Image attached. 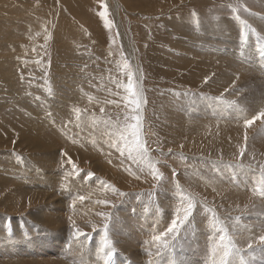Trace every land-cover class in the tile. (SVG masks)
Wrapping results in <instances>:
<instances>
[{
    "label": "rangeland",
    "instance_id": "374dc122",
    "mask_svg": "<svg viewBox=\"0 0 264 264\" xmlns=\"http://www.w3.org/2000/svg\"><path fill=\"white\" fill-rule=\"evenodd\" d=\"M187 2L189 4L184 0H15L14 4L19 7L16 6L14 12L7 11L5 26L0 28V236L10 241L15 232L23 238L39 229L42 231L38 233L46 234L61 249L74 247L73 250L84 253L97 250L105 258L101 264L158 263L173 253V258L178 255L181 264H191L197 261L195 254H202V249L206 252L192 244L193 238L201 236L203 242H214L209 244L212 252L208 253L215 259L214 264H221L223 247L228 240L221 241L220 237L226 232L235 245L227 261L234 257L233 251L237 249L252 263L264 264L259 252L254 254L253 249L261 248V243H254L246 239L248 237L246 246L239 243L245 235L243 232H247L244 226L260 220L254 217L258 216V204L264 201L260 194V190L264 191V173L261 172L264 162L249 152L245 136L238 137L237 147L233 140L228 142V147L212 146V139L222 140L221 131L218 135L210 129L209 123L206 122V128L196 123L205 121L208 109L211 113L231 115L233 120L228 117L227 122H240L244 129L250 127L246 126L248 119H253L252 124L257 121L264 124V118L254 119L264 111H259L264 107V96L255 100L253 94H258L259 88H241L242 82L238 83L241 80H236V74L227 75L231 82H217L211 87L215 69L224 68L212 59L205 61L207 64L193 59L200 63L193 67L190 64L188 73H196L197 77L194 82L181 71L185 65L171 62L170 71L167 66L169 52L174 53L175 48L179 59L188 56L181 54L184 44L194 47L198 56L202 51V55L209 50L229 51L228 44L217 41L221 32L217 25L227 18L234 21L238 29L247 30L242 42L248 38L254 42L247 49L244 44L243 51H264L263 34H255L257 31L251 27L250 20L253 17L264 19V0ZM19 3L23 6L21 11ZM181 17L182 21H177ZM231 53V57L234 56L235 52ZM206 68L213 74L202 77ZM253 76L258 77L257 82L264 83V74L254 71ZM129 84L133 86L132 91L137 92L138 109L130 103ZM202 110L199 120H188L192 114L200 115ZM237 110L245 111L247 118L238 120ZM32 112L44 118L46 127H55L53 131L58 135L54 134L53 138L59 139L65 134L68 139H74L73 154H67L60 147L54 160H50L45 151L38 154L37 147L25 141V136L29 137L39 126L40 119H35L38 116ZM256 130L250 129L249 140ZM141 141L147 148L146 153L138 147ZM96 149L101 154L99 162L84 155ZM42 162L47 169L40 167ZM49 163L55 166L52 172L48 169ZM247 169L254 178L253 183L248 182L252 184L251 193L259 192L258 203L239 208L236 207L238 198L233 202L230 199L240 183L220 186L218 177L226 174L232 181V175L239 171L245 173ZM50 181L53 184L47 185ZM189 201L193 205L192 214L180 223ZM226 202L234 206L226 207ZM50 214L55 219V228L42 223L44 215L46 219ZM173 221H177L178 228L175 236L168 233L156 241L154 236L167 232ZM14 224L19 227L18 232ZM249 242L254 246L251 249ZM30 243L32 239L25 245ZM186 243L193 251L181 252ZM126 244L132 249L122 252L120 246ZM149 244L158 249L151 252ZM55 258L53 254L45 255V260ZM98 259L88 260L89 264H96L95 260L101 262Z\"/></svg>",
    "mask_w": 264,
    "mask_h": 264
},
{
    "label": "bare ground",
    "instance_id": "6f19581e",
    "mask_svg": "<svg viewBox=\"0 0 264 264\" xmlns=\"http://www.w3.org/2000/svg\"><path fill=\"white\" fill-rule=\"evenodd\" d=\"M173 1V0H172ZM260 1V0H259ZM262 1V0H261ZM15 2V0H14ZM14 2L12 3L11 0H0V28L4 27V21H5V18L8 17L7 15V11L9 10H12L13 12L17 9L16 6L19 7V5H16L14 4ZM17 2V1H16ZM185 3H188L187 0H184ZM191 2V1H190ZM20 4V3H19ZM189 4V3H188ZM193 4V3H192ZM255 5V3H253ZM22 4H20V11L21 9H23L21 6ZM185 6V5H184ZM188 8H189V5H187ZM192 6V5H191ZM251 6H253L251 4ZM257 6V4H256ZM260 6V5H259ZM263 6V5H262ZM16 8V9H15ZM15 9V10H13ZM263 9V8H262ZM19 10V9H18ZM264 10V9H263ZM183 11V10H182ZM12 13V12H11ZM10 13V14H11ZM17 14V12H15ZM188 13V12H187ZM192 13V12H191ZM13 14V13H12ZM186 14V13H185ZM193 14V13H192ZM258 14V13H257ZM191 15V14H189ZM15 16V14L13 15ZM11 17V15H10ZM188 17V16H187ZM194 17V16H193ZM247 18V17H246ZM182 17L181 18H178L177 21H182ZM170 20V19H169ZM173 20V19H172ZM251 20V27L252 28H255V30L257 31V33H255L256 35L259 33L263 34L264 35V19H260L259 17H253ZM186 21V20H185ZM184 21V22H185ZM16 22V21H15ZM178 22V23H179ZM188 22V21H186ZM210 23V22H209ZM216 24V23H214ZM211 25V24H210ZM213 25V24H212ZM211 25V26H212ZM187 26V25H186ZM200 26V25H199ZM214 26V25H213ZM216 26V25H215ZM197 27V26H196ZM238 26L235 25V22L230 20V19H223L219 22V24L217 25V29L220 32L219 36H217V41H219V43H223L224 45H227L228 47L230 46L231 49H228L229 51H224V50H218V51H212V50H207L205 52V55H202L201 53H203V51L200 53V56H198L197 52L193 49L194 47H187L185 46L186 44H184V47L181 46V54H187L188 56L185 57V58H181L179 59L178 57H180L178 55V49L175 48V50H173L174 53H170L169 55V64L167 65L168 66V71L171 70V62H174V63H178V64H181V65H185V68H182L181 71L184 72L186 75H190L192 77V81L194 82L197 77L196 76V73H188L189 72V69H190V64L191 67L193 66H197V64H200L199 62L197 63V59H200L201 60V63H204V64H207L205 63V61H209V60H214L216 63H220L221 65L219 67H224L222 68L221 70L220 69H215L214 71V76H213V80H212V84H211V87L212 85L216 86L215 83L217 82H220V83H224L225 82H231L228 80V77L227 75H234L235 74L237 75L236 76V80H238V78H240V82L238 83H241V88H246V87H254L255 89H258L257 90V93L258 94H253L254 95V99L255 100H258V99H261L263 96H264V83L262 84V82H257V76H253V72L254 71H257L259 72L260 74H264V51H256L254 48V50H246V51H243L244 50V44H245V47L246 49L250 46H252V44H254V42H252L251 38H248L247 40H245L244 42L241 41V38L244 37L247 30L245 29L244 31V28H237ZM198 28V27H197ZM208 28V27H206ZM182 29V28H180ZM179 29V30H180ZM214 29V27H213ZM216 29V28H215ZM60 30V29H59ZM63 30V28L61 29ZM208 31L206 32H209V29H207ZM64 31V30H63ZM196 30H194L195 32ZM198 31V30H197ZM196 31V32H197ZM241 31V32H240ZM187 32V31H186ZM190 32V30H189ZM205 32V33H206ZM245 32V33H244ZM249 33V32H248ZM64 34V33H63ZM193 34H196V33H193ZM208 34V33H207ZM215 34V32H214ZM211 35V34H210ZM262 36L263 40H264V36ZM63 36V35H62ZM180 36V35H179ZM193 36V35H192ZM195 36V35H194ZM68 37V36H67ZM187 37V34L184 35V38ZM189 37V36H188ZM196 37V36H195ZM207 37V36H206ZM209 37V36H208ZM216 37V36H214ZM190 38V37H189ZM197 38V37H196ZM207 39V38H205ZM216 39V38H215ZM188 40V39H187ZM186 40V42H187ZM209 40V39H208ZM211 40V38H210ZM180 41V40H179ZM184 41V40H183ZM193 41V40H192ZM7 42V41H6ZM210 42V41H209ZM215 42V41H214ZM9 43V42H8ZM184 43V42H183ZM178 44V43H177ZM180 44V43H179ZM221 44L219 46H221ZM188 45V44H187ZM257 45V44H256ZM9 47V45H7ZM190 46V45H189ZM192 46V45H191ZM5 47V46H4ZM241 47L243 49H241ZM259 47V46H258ZM196 48V47H195ZM207 48V46L205 47V49ZM204 49V48H203ZM216 49V48H215ZM221 49V48H220ZM223 49V48H222ZM202 50V49H201ZM217 50V49H216ZM260 50V49H259ZM184 51V52H183ZM235 52L234 56L231 57L232 53L231 52ZM204 54V53H203ZM196 60L195 62L193 61ZM104 61V60H103ZM213 62V61H212ZM214 63V62H213ZM212 63V65H213ZM214 63V64H216ZM209 65V64H208ZM201 66V65H200ZM208 67H211V66H208ZM213 67V66H212ZM217 67V66H216ZM180 70V69H179ZM202 70V69H201ZM166 71V70H165ZM204 71L206 73H204ZM202 71V73L204 74H201L202 77H204L206 74L208 76H210L211 74L213 73H210V70L206 68V70ZM181 72V73H182ZM213 72V71H212ZM180 75V74H179ZM178 75V76H179ZM182 76V75H181ZM217 77V78H216ZM250 77V78H249ZM253 77V78H251ZM183 78V77H182ZM187 78L189 79V76H187ZM216 78V79H215ZM260 79V78H259ZM186 83V82H185ZM235 84V83H234ZM237 84V82H236ZM235 86V85H234ZM247 89V88H246ZM253 89V88H252ZM105 92V91H104ZM216 93V91H215ZM232 95V94H231ZM251 97V96H250ZM169 98V97H168ZM249 97H245V99H248ZM169 101V99H168ZM242 102H244V98L241 100ZM169 103V102H168ZM195 104V103H194ZM111 105V104H110ZM171 105V104H170ZM200 105V104H199ZM213 107H220V106H217V104H212ZM165 107V106H164ZM175 107V106H174ZM181 107V106H180ZM200 107V106H199ZM222 107V106H221ZM69 108V107H68ZM98 108V107H97ZM177 108V106H176ZM71 109V108H69ZM80 109V108H78ZM171 109V108H170ZM264 109V107H260L259 108V111H262ZM30 110L32 111H35V109L31 108ZM180 110V109H179ZM248 110H251L249 107H248ZM61 112V110H59ZM168 111V110H167ZM192 111V110H191ZM240 111V110H239ZM237 110L236 112V115L235 117L239 119H242L245 118V114L246 112H239ZM65 112V111H64ZM72 112V111H71ZM165 112V111H164ZM34 113V112H32ZM41 113V112H40ZM62 113V112H61ZM69 113V112H68ZM74 113V112H73ZM71 113V114H73ZM174 113V112H173ZM35 114V113H34ZM66 114V112H65ZM70 114V113H69ZM68 114V115H69ZM166 114V113H165ZM172 114V113H171ZM176 114V113H175ZM175 114H173L175 116ZM191 114V112H190ZM203 114V110L201 111V114L200 115H197V116H193V114L188 117V120H193V119H198L199 117H201ZM63 115V113H62ZM254 115V114H253ZM35 116H38L35 114ZM61 116V115H60ZM73 116V115H72ZM172 116V115H171ZM173 116V117H174ZM205 121H198L196 123H198V125H203L205 126V128L207 127L206 125V122L207 124L209 123V125H212L211 126V130L214 131L216 134L220 135L219 131H221V135L223 136L222 137V140H218V139H212L211 140V145L214 146L215 144H218V145H221L222 147L223 146H230V144L228 142L232 141L234 143V147L236 146L237 147V140H238V137H247L246 140L248 142V148L250 149L249 152H252L254 154V156H256V158L260 157L261 160L264 162V126L263 127H260L261 125H264V124H260V121H257L256 123L252 124L249 128L247 129H244L242 128L243 126L241 125L240 122H237V121H233V122H227V118L229 117V120L232 119L231 115L229 114H226V113H211L208 109L206 110V113H205ZM250 116V115H249ZM59 117V116H58ZM57 117V118H58ZM63 117V116H62ZM62 117H59V118H62ZM65 117V116H64ZM69 117V116H68ZM204 117V116H203ZM253 117V116H252ZM36 118H39L40 121L38 122L39 126H37V128H35L31 133H30V136L29 137H26L25 136V141H28L29 144H32L34 146H36L35 148L38 149V154L42 151H45L47 153V159H50V160H54V154L55 152L59 151L58 148L62 147V151H66L67 154H73V151L72 149L74 148H71V146H74V142L73 140H70L68 139V135H65V134H62V137H60L59 139H55L53 138V135L55 134V131H53L55 129V127L53 125H48V127H46L45 125V121H44V118L42 116H38V117H35ZM71 118V117H70ZM77 118V117H76ZM153 118V117H152ZM162 118V117H161ZM193 118V119H192ZM213 118V119H212ZM247 118V117H246ZM245 118V119H246ZM72 119V118H71ZM181 119V118H179ZM34 120V119H33ZM66 120V119H65ZM160 120H163L164 119H160ZM182 120V119H181ZM199 120V119H198ZM233 120V119H232ZM64 121V120H63ZM70 121V120H69ZM158 121V120H157ZM172 121V120H171ZM194 121V120H193ZM196 121V120H195ZM60 122V121H59ZM166 122V121H165ZM190 122V121H189ZM220 122V123H219ZM63 123V122H62ZM70 123V122H69ZM80 123V122H79ZM81 124V123H80ZM166 124V123H165ZM175 126L177 125L176 123H174ZM184 123H182L183 125ZM240 125L241 127H236L237 125ZM161 125V124H160ZM167 125V124H166ZM27 126V125H26ZM203 126V128H204ZM173 127V126H172ZM171 127V128H172ZM26 128V127H24ZM28 128V127H27ZM174 128V127H173ZM201 128V127H200ZM15 131L17 132L18 130H16V128H14ZM29 129V128H28ZM191 129V128H190ZM250 129H257L253 136L250 137V140H249V133H250ZM30 130V129H29ZM197 131V130H196ZM200 131V130H199ZM209 131V130H207ZM206 131V132H207ZM203 132V131H201ZM246 132H247V135H246ZM19 133V132H18ZM188 133V132H187ZM204 133V132H203ZM223 133H226L227 136H224ZM17 134V133H16ZM20 134V133H19ZM25 135V134H24ZM55 135H58V133H56ZM198 135H200V133H198ZM20 136V135H19ZM231 137V138H228V137ZM23 138V136H22ZM79 138V137H78ZM81 138V137H80ZM84 139V138H83ZM102 140V139H101ZM106 140V139H105ZM241 140V139H239ZM245 140V139H244ZM77 141V140H76ZM75 141V143H76ZM103 141V140H102ZM86 142V141H85ZM96 142V141H95ZM100 142V141H99ZM239 142V141H238ZM245 142V141H244ZM89 143V142H87ZM86 143V144H87ZM231 143V142H230ZM240 144V143H239ZM78 145V144H77ZM81 144H79L78 146H80ZM90 146V144H89ZM93 146V145H92ZM84 147V146H83ZM85 147H88L87 145H85ZM91 147V146H90ZM89 148V147H88ZM94 149V148H92ZM103 149V148H102ZM229 149V148H227ZM102 151V150H101ZM49 152V153H48ZM45 153V154H46ZM64 153V152H63ZM77 153V152H76ZM44 154V156H45ZM98 150L96 149L94 153H88V154H85L84 155H90V160H96L97 162H99L100 160H102L100 157H101V154H98ZM252 154V155H253ZM64 155V154H63ZM82 155V156H84ZM81 156V155H79ZM74 157V156H73ZM43 158V157H42ZM86 158V157H85ZM254 158V157H253ZM31 159V158H30ZM33 159V158H32ZM46 159V161H47ZM39 161V160H38ZM43 161V160H42ZM260 161V160H259ZM27 163V162H25ZM19 164V163H18ZM22 164V163H21ZM50 164V163H49ZM101 166H103L102 163H100ZM37 165V164H36ZM26 166V165H25ZM39 166V165H38ZM46 167L45 166V163L42 162V164L40 165V167ZM132 166V165H131ZM104 167V166H103ZM30 168V167H29ZM55 168V166L53 164H50L48 165V169L52 172V170ZM26 169V168H25ZM47 169V167H46ZM236 169V168H235ZM62 171V170H61ZM237 171V169H236ZM50 172V173H51ZM244 172V171H243ZM243 172H236L235 175H232L234 176L232 181H229L228 179V176L226 178V174L223 175V177L219 178L218 177V180H221V185L220 186H228L230 187L231 185H234L235 183H240L239 185H237V189H235V191L233 192V196L232 198L230 199L232 202H233V199H237V206L236 207H243L245 206L246 208H249L251 206H253V204L256 202V200H258V196H259V192L256 194H253L251 193V187H252V184H248L249 181L252 182V178H253V175L251 176V173H249V170L247 169V171L245 173ZM28 173V172H27ZM47 173V172H46ZM227 173V172H226ZM18 174V173H17ZM20 174V173H19ZM55 174V173H54ZM229 175V174H227ZM262 175V174H261ZM185 177V176H184ZM230 177V175H229ZM190 178V177H189ZM232 178V177H231ZM58 179V178H57ZM56 179V180H57ZM61 179V178H60ZM70 179V178H69ZM212 179V178H211ZM254 179V178H253ZM7 180V177L5 178V181ZM62 180V179H61ZM4 181V180H3ZM11 180H8L7 182H9ZM52 181V180H51ZM50 183H47V185H51L53 184V182ZM187 181V180H186ZM190 181V180H188ZM255 181V180H254ZM73 182V181H72ZM193 182V181H192ZM6 183V182H5ZM253 183V182H252ZM97 184V183H96ZM192 184V183H191ZM209 186H213L212 183L208 182L207 183ZM215 184V183H214ZM66 185V184H65ZM195 185V184H194ZM71 186V184H70ZM193 186V185H191ZM197 186V185H196ZM59 187V186H58ZM61 187V186H60ZM63 187V185H62ZM133 187V186H132ZM190 187V186H189ZM263 187V186H262ZM64 188V187H63ZM70 188V187H69ZM199 188V187H198ZM79 190V189H78ZM200 191V190H199ZM262 190H260V193H261ZM64 192V191H63ZM253 195V196H251ZM75 196V195H74ZM256 196V197H254ZM41 200V199H40ZM102 200V199H101ZM228 200V199H227ZM230 201V202H231ZM228 202V203H230ZM227 203V202H226ZM225 204L226 207H229L231 208L230 205L232 204ZM236 203V202H235ZM233 203V204H235ZM258 203V202H256ZM255 203V204H256ZM254 204V205H255ZM258 208L256 210L257 214L258 215L256 218L254 217V220L255 219H260L258 221H252L251 224L247 225V226H244V230H246L247 232L244 233L242 235H244L243 239L239 240V243L241 246H246L247 245V242L245 240L246 239H249V240H252L254 243H258L259 242V236L260 235H264V201L261 202L260 204H258ZM220 206V205H219ZM234 206V205H232ZM41 207V206H40ZM88 207V206H87ZM25 208V207H24ZM56 208V207H55ZM111 208V207H110ZM228 208V210H230ZM220 209V208H219ZM238 209V208H237ZM25 210V209H24ZM23 210V211H24ZM45 210V209H44ZM43 210V211H44ZM49 210V209H48ZM94 210V209H93ZM119 210V209H118ZM244 210V209H243ZM251 210V209H250ZM254 210V209H253ZM15 211V210H14ZM22 211V209H21ZM42 211V210H41ZM81 211V210H80ZM225 211V210H224ZM234 211V210H233ZM232 211V212H233ZM242 211V210H241ZM252 212V211H251ZM168 213V212H167ZM171 213V212H170ZM45 214V213H44ZM181 214V213H180ZM184 214V213H183ZM237 214V213H236ZM251 215V214H250ZM49 216V215H48ZM46 216V219H45V215H44V221L42 223H44V226H45V223L46 225H48V227H53L55 228L54 224H55V219L51 216L48 217ZM124 216V215H123ZM198 217V216H197ZM99 218V217H98ZM171 219V218H170ZM39 220V219H37ZM67 220V219H66ZM127 221V218H123V221ZM250 220V219H249ZM246 221V220H245ZM115 222V221H114ZM122 222V221H121ZM120 222V223H121ZM132 223V222H131ZM66 224V223H65ZM43 225V224H41ZM127 225V223H126ZM198 225V224H197ZM14 227H15V224H14ZM130 227V226H129ZM237 227V226H236ZM13 228V227H12ZM17 229V232H18V228L17 226L15 227ZM60 228V227H59ZM132 228V227H131ZM129 228V229H131ZM143 228V227H142ZM196 229V228H195ZM134 230V229H133ZM178 230V228H177ZM42 230H39L38 231H34L32 233H29L28 236H24L23 238L19 235L16 234H13L11 238V240H7V239H4V237L0 236V264H3L4 262H6V264H89V261H92L96 258H99L101 260V262H98V261H94L96 264H101V263H104L105 262V258L103 256H100L98 251L97 250H91L92 252H89V253H84V251H76V250H73V249H68V250H65V249H61L59 244L57 242H54L53 240L50 241V239L44 235H42L41 233H38V232H41ZM63 231V230H62ZM243 231V229L241 230ZM31 232V231H30ZM190 232V231H189ZM205 232V231H204ZM58 233V231H57ZM38 234H40L38 236ZM59 234V233H58ZM67 234V233H66ZM149 234V233H148ZM194 234V233H193ZM3 235V234H2ZM27 235V234H26ZM62 235V234H60ZM64 235V234H63ZM121 235V234H120ZM125 235V234H124ZM196 235V234H195ZM105 236V235H104ZM85 237V236H84ZM116 237V236H115ZM155 237V236H154ZM37 238V239H35ZM63 238V237H62ZM77 238V237H76ZM86 238V237H85ZM108 238V237H107ZM106 238V239H107ZM153 238V237H152ZM10 239V238H9ZM18 239V241H17ZM29 239H32V243L28 244V245H25L26 244V241L29 240ZM210 239V238H209ZM216 239V238H215ZM238 239V238H237ZM56 240V239H55ZM66 240V239H65ZM82 240V239H81ZM80 240V241H81ZM90 240V239H89ZM99 240V239H98ZM232 240V239H231ZM17 241V244H15V242ZM84 241V239H83ZM188 241V240H187ZM191 241V240H190ZM206 242H203L202 241V237L199 236L198 238H193L192 239V244L193 245H197L198 246V249L200 248H204V250L206 252L203 251V249L201 250L202 252H200V250L198 252L202 253L200 255L198 254H195V260H197L196 262L194 261V263H191V264H214V261L215 259L210 257V253L212 252L211 250V246L209 244H212L214 242H212V240H205ZM24 242V243H23ZM64 242V241H62ZM105 242V241H104ZM227 242V241H226ZM66 243V242H65ZM71 243V242H70ZM76 243V242H74ZM73 243V244H74ZM82 243V242H81ZM116 243V242H115ZM177 243V242H176ZM250 243V242H249ZM260 243V242H259ZM83 244V243H82ZM156 244V243H155ZM18 245V246H16ZM64 245V244H63ZM79 245V244H78ZM151 245V244H149ZM163 245V244H162ZM226 245V244H225ZM224 245V246H225ZM12 246V247H11ZM97 246V245H96ZM100 246V245H99ZM107 247V245H105ZM177 246V244H176ZM181 246V243L179 245V248ZM28 247H30V249H28ZM62 247V246H61ZM95 247V246H94ZM182 249L181 252H183L184 250L187 251V250H192L193 251V248H190L191 245L189 243H186L185 244V248L184 246L182 245ZM254 247V246H253ZM252 247V248H253ZM77 248L79 249V247L77 246ZM81 248V247H80ZM108 248V247H107ZM122 252H128L130 249H132L131 246H128V244H126L125 246H120ZM158 247H156L155 245H151L150 246V251L151 252H154L156 251ZM178 248V249H179ZM221 248V247H219ZM225 249V247H223ZM221 248V249H223ZM45 249H46V252H45ZM242 249V248H241ZM254 249V254L258 253L259 252V256H260V259L261 261L264 260V244H262V247L259 248V247H256V248H253ZM82 250V249H81ZM161 250V249H160ZM196 249H194L195 251ZM248 250V249H247ZM208 251L210 253H208ZM134 252V251H133ZM196 252V253H198ZM172 253V251H171ZM192 252H189V255H191ZM234 253V257L232 255V258L230 260H228V264H261L260 262L259 263H252L253 261H250V260H247V256H245L244 254H241V252L237 249H235L233 251ZM51 254H53L54 256L56 255V258L55 259H48V260H45V255H48V256H51ZM103 254V253H102ZM178 254V253H177ZM181 254V253H180ZM147 255V254H146ZM167 255V254H166ZM165 255V256H166ZM163 256V255H162ZM181 256V255H180ZM130 257V256H129ZM174 257V253L173 255H169L168 257H166L164 260H160L158 263H150V264H181V262L179 261V259L177 258L178 255H176L175 258ZM262 257V258H261ZM128 258V257H127ZM144 258V257H143ZM162 258V257H161ZM181 258V257H180ZM98 259V260H99ZM136 259V258H135ZM153 259V258H152ZM156 259V257H155ZM160 259V258H159ZM163 259V258H162ZM249 259V258H248ZM89 260V261H88ZM109 260V259H108ZM122 260V259H121ZM222 260V259H221ZM259 260V259H258ZM132 261V260H131ZM107 262V261H106ZM189 262V261H188ZM145 263V262H144ZM5 264V263H4ZM92 264V263H90ZM107 264V263H106ZM130 264H138L136 262H132ZM185 264V263H184Z\"/></svg>",
    "mask_w": 264,
    "mask_h": 264
},
{
    "label": "snow or ice",
    "instance_id": "6c2138e0",
    "mask_svg": "<svg viewBox=\"0 0 264 264\" xmlns=\"http://www.w3.org/2000/svg\"><path fill=\"white\" fill-rule=\"evenodd\" d=\"M245 26L248 27L247 24ZM253 31H255V30H253ZM125 67H127V65H125ZM132 88H133V86L131 84H129L128 85V90L132 91ZM136 97H137V92L136 91H132V99L130 100V103L135 104L137 109H138L139 106H140V102L136 99ZM135 118L138 119V117H135ZM261 118H264V111L260 112L258 116L254 117V119H261ZM252 123H253V119H248L246 121V126H251ZM246 138L247 137H245V139ZM138 147L143 149L144 153L147 152V148L144 147V142L141 141L139 143ZM241 156H243V150L241 151ZM261 172L264 173V166L261 167ZM260 194L262 196H264V191H261ZM80 199H84V198L80 197ZM192 211H193V205H192L191 201H189L187 209L184 210L183 220L180 221V223H183L184 221H187L189 219V216L192 214ZM178 220H179V217H178ZM176 229H177V221H173L172 222V226L167 229V232H164L162 235L155 236L154 239L156 241H160V240L163 239L164 236H167L168 233H173V235L175 236ZM80 234L84 235L83 233H80ZM220 240L221 241L228 240V244L224 246L225 247V251H224L223 258L221 260V264H228L227 257L231 254V248L235 247V245L232 243L231 239L227 236L226 232H225L224 236L220 237ZM259 242L261 244H264V235H260L259 236ZM252 247H253V244L252 243H248V248L251 249Z\"/></svg>",
    "mask_w": 264,
    "mask_h": 264
}]
</instances>
